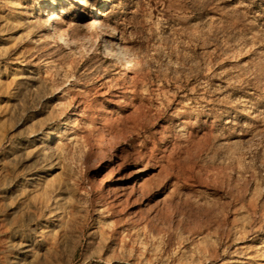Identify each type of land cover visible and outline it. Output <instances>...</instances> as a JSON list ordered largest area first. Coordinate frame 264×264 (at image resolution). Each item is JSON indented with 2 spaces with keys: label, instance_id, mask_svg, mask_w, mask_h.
<instances>
[{
  "label": "rangeland",
  "instance_id": "374dc122",
  "mask_svg": "<svg viewBox=\"0 0 264 264\" xmlns=\"http://www.w3.org/2000/svg\"><path fill=\"white\" fill-rule=\"evenodd\" d=\"M0 264H264V0H0Z\"/></svg>",
  "mask_w": 264,
  "mask_h": 264
}]
</instances>
